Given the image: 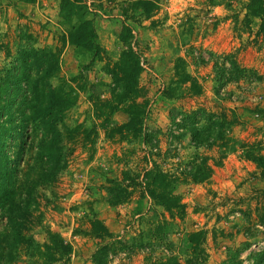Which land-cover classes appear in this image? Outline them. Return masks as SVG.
<instances>
[{
	"label": "rangeland",
	"instance_id": "1",
	"mask_svg": "<svg viewBox=\"0 0 264 264\" xmlns=\"http://www.w3.org/2000/svg\"><path fill=\"white\" fill-rule=\"evenodd\" d=\"M61 1L36 0L29 5L0 0V68L8 61L7 50H15L20 43V35H31L36 47L60 52L61 71L52 84L72 93L77 101L66 114V125L73 130L72 140H66L67 167L56 183L40 189L37 216L42 224L34 225L28 235L33 234L34 241L46 248L51 243L50 231L72 247L70 258L56 264H94L97 250L113 242L93 233L92 222L98 220L127 248L111 253L108 264H160L175 255L184 263L191 252L183 239L201 232L206 264H223L230 250L241 248V260L249 264L252 253L264 250V225L258 219V208L264 207V177L258 165L246 158L248 152L264 157V118L259 112L264 109V42L257 37L259 21L245 26L248 0H159L150 19L141 10L131 11L125 0L100 4L87 0L98 15L95 26L102 61L89 50L66 43L68 26L60 17ZM125 8L133 20L122 17ZM125 21L133 31L132 45L148 67L140 78L143 96L139 102L146 109L136 129L153 133L149 145L139 133L126 129L130 116L122 111L112 115L113 123L104 129L90 100L91 86L98 88L101 99H110L112 79L104 69L107 63L117 62L125 48L120 39ZM227 56L255 76L218 85L214 65ZM178 71L192 77L180 84L181 97L180 90L169 93L181 79ZM83 83L85 90L79 88ZM194 85L199 93L192 91ZM199 108L235 121L226 129L229 154H222L219 145L195 148L191 137H184L185 130L172 123L173 115L180 119L181 113ZM146 150L154 154L152 166L144 157ZM203 158L211 166L219 164L213 166L209 181L197 184L180 179L169 189L185 205L184 218H171L140 186L128 189L126 202H110L115 181L128 177L125 184L129 186L131 177L138 175L140 183L153 165L182 177L194 160L198 163ZM162 223L167 225L160 228ZM164 231L167 241L160 236ZM41 260L23 255L15 264L45 263Z\"/></svg>",
	"mask_w": 264,
	"mask_h": 264
},
{
	"label": "trees",
	"instance_id": "2",
	"mask_svg": "<svg viewBox=\"0 0 264 264\" xmlns=\"http://www.w3.org/2000/svg\"><path fill=\"white\" fill-rule=\"evenodd\" d=\"M19 1L29 5L36 3V0ZM96 1L100 4L104 0ZM124 2L133 12L141 10L145 19L152 18L159 8V0ZM127 9H124L122 17L133 20L134 15L129 16ZM245 10V26L250 28L254 21H259L257 37L264 42V0H248ZM96 16L97 12L87 0L61 1L60 17L63 24L68 26L66 43L83 47L102 61L100 58L103 50L95 26ZM132 32L130 25L125 21L120 36L125 48L119 60L113 65L107 63L104 69L112 79L110 99H101L98 88L91 86L90 90L93 89L90 91V100L93 102L96 117L103 120L104 129L113 123L111 116L122 111L130 116V125H127L126 129L139 133L144 144L149 145L153 141V133L144 132L142 128L136 129L138 124H142L140 118L145 114L146 104L139 102L143 96L140 78L144 71V59L132 45ZM19 42L15 50H7L8 61L0 68V264H15L23 255L32 260L42 259L45 261L43 264H56L70 258L72 247L65 243L59 234L49 231L47 236L51 242L50 246L43 248L34 241L33 234L28 235V232L34 225L42 224L41 217L37 216L40 189L56 183L67 167L69 150L66 140H72L73 130L66 125V114L77 101L72 93L52 84V79L61 71L60 52L36 47L32 36L26 33L20 35ZM214 71L215 80L221 86L230 82L249 81L255 76L253 71L240 67L237 61L229 56L222 58V63L216 61ZM178 75L181 79L176 82V86L170 87L169 93H177L180 90L181 97L183 91L180 84L188 83L192 77L179 71ZM83 84L79 88L85 90L87 85ZM199 90L197 85L193 86L194 93H199ZM219 91L220 87L217 89L218 95ZM168 96L174 97L175 94ZM259 112L264 118V109ZM180 115V119L173 115L171 121L177 129L185 130L184 137H191L192 146L201 149L219 145L222 154H229L230 139L226 129L228 126L230 129L235 121L227 122L217 114L202 108ZM146 151L144 157L149 162L154 154ZM246 158L258 165L264 177V157L248 152ZM196 161L191 163L189 170L186 169L182 177L169 175L157 165H153L152 169L145 172L140 183L137 182L138 175L136 178L131 177L133 184L129 186L125 184V180H130L128 177L121 182L115 181L110 187L113 193L110 202L113 205L126 202L130 196L128 189L140 186L146 189L147 195L157 206L163 207L171 214V218H184L185 205L169 189H174L180 179L197 184L210 180L213 166L209 164V159L203 158L198 163ZM215 165L218 166V162ZM258 210V219L264 225V207ZM165 225L167 223H162L160 228ZM92 228L98 238L113 241L108 247L97 250L93 258L94 264H108L111 253L127 250L125 243L116 240L100 221H93ZM160 236L162 240H168L165 231ZM182 242L189 244L191 254L188 259L180 263L175 255L160 264H206L208 254L201 248L205 242L204 233L187 234ZM243 251V248L230 250L223 264H244L241 260ZM250 260L251 264H264V250L258 249V252L252 253Z\"/></svg>",
	"mask_w": 264,
	"mask_h": 264
},
{
	"label": "built area",
	"instance_id": "3",
	"mask_svg": "<svg viewBox=\"0 0 264 264\" xmlns=\"http://www.w3.org/2000/svg\"><path fill=\"white\" fill-rule=\"evenodd\" d=\"M143 67H144V69H147L148 68L147 65H145V63H143Z\"/></svg>",
	"mask_w": 264,
	"mask_h": 264
},
{
	"label": "crops",
	"instance_id": "4",
	"mask_svg": "<svg viewBox=\"0 0 264 264\" xmlns=\"http://www.w3.org/2000/svg\"><path fill=\"white\" fill-rule=\"evenodd\" d=\"M213 166H215V163L213 164Z\"/></svg>",
	"mask_w": 264,
	"mask_h": 264
}]
</instances>
